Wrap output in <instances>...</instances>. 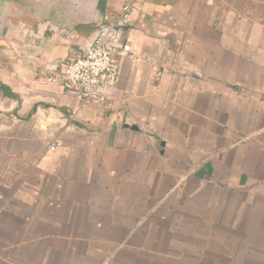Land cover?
<instances>
[{
  "label": "crops",
  "instance_id": "1",
  "mask_svg": "<svg viewBox=\"0 0 264 264\" xmlns=\"http://www.w3.org/2000/svg\"><path fill=\"white\" fill-rule=\"evenodd\" d=\"M128 2L84 104L63 64ZM0 264H264V0H0Z\"/></svg>",
  "mask_w": 264,
  "mask_h": 264
},
{
  "label": "built area",
  "instance_id": "2",
  "mask_svg": "<svg viewBox=\"0 0 264 264\" xmlns=\"http://www.w3.org/2000/svg\"><path fill=\"white\" fill-rule=\"evenodd\" d=\"M135 3L123 5L117 14H106L99 32L83 54L62 67V82L67 92L78 96L84 104L108 105L115 99L122 63L132 56V47L125 39V29L133 20ZM58 140L49 146L55 151Z\"/></svg>",
  "mask_w": 264,
  "mask_h": 264
},
{
  "label": "water",
  "instance_id": "3",
  "mask_svg": "<svg viewBox=\"0 0 264 264\" xmlns=\"http://www.w3.org/2000/svg\"><path fill=\"white\" fill-rule=\"evenodd\" d=\"M131 129H136L135 126H127ZM115 130H116V125L113 126V131H112V136H114V133H115ZM207 171H211V165L210 163H207L200 171H199V175H203L205 172Z\"/></svg>",
  "mask_w": 264,
  "mask_h": 264
}]
</instances>
